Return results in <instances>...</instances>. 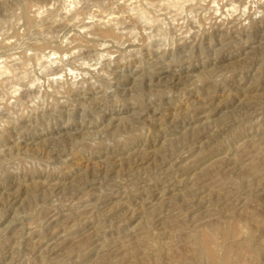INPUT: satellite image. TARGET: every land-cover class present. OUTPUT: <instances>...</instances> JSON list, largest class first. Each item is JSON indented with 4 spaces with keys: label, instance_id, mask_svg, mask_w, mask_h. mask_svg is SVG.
<instances>
[{
    "label": "rangeland",
    "instance_id": "374dc122",
    "mask_svg": "<svg viewBox=\"0 0 264 264\" xmlns=\"http://www.w3.org/2000/svg\"><path fill=\"white\" fill-rule=\"evenodd\" d=\"M0 66V264H264V0H0Z\"/></svg>",
    "mask_w": 264,
    "mask_h": 264
},
{
    "label": "bare ground",
    "instance_id": "6f19581e",
    "mask_svg": "<svg viewBox=\"0 0 264 264\" xmlns=\"http://www.w3.org/2000/svg\"><path fill=\"white\" fill-rule=\"evenodd\" d=\"M172 1V0H171ZM190 1V0H189ZM145 2V1H144ZM157 2V1H156ZM188 2V1H187ZM174 3V2H173ZM175 3L177 4V2L175 1ZM132 4V3H131ZM161 5H163V4H161ZM171 6V5H170ZM129 7V6H128ZM131 7H132V5H131ZM135 7V6H134ZM183 7V6H182ZM141 8V7H140ZM129 9V8H128ZM139 9V8H138ZM137 10V9H136ZM144 10V9H143ZM131 11V10H130ZM134 11V10H133ZM145 12V11H144ZM139 13V12H138ZM141 13V12H140ZM139 13V14H140ZM142 13H143V11H142ZM110 14V13H109ZM108 14V15H109ZM145 14V13H144ZM112 15V14H111ZM106 16V15H105ZM141 16H143V15H141ZM140 16V17H141ZM108 17H110V15L108 16ZM144 18V17H143ZM106 19V18H105ZM109 19V18H108ZM111 20V19H110ZM147 20V19H146ZM76 21V20H75ZM104 21V20H103ZM150 21V20H149ZM110 22V21H109ZM115 22V21H114ZM107 23V22H106ZM150 23H152V22H150ZM102 25V24H101ZM83 29V28H82ZM131 29V28H130ZM133 33V32H132ZM75 42V41H74ZM72 54V53H71ZM63 57V56H62ZM102 58V57H101ZM38 59V58H37ZM87 59V58H86ZM38 61H39V59H38ZM41 61V60H40ZM1 67V66H0ZM1 68H3V67H1ZM44 68V67H43ZM5 70V69H4ZM1 71V70H0ZM6 73V72H5ZM4 74V73H3ZM2 74V75H3ZM16 87V86H15ZM12 92H14L13 90H12Z\"/></svg>",
    "mask_w": 264,
    "mask_h": 264
}]
</instances>
